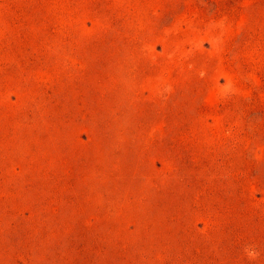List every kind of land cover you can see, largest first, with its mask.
<instances>
[{
  "label": "rangeland",
  "instance_id": "rangeland-1",
  "mask_svg": "<svg viewBox=\"0 0 264 264\" xmlns=\"http://www.w3.org/2000/svg\"><path fill=\"white\" fill-rule=\"evenodd\" d=\"M0 264H264V0H0Z\"/></svg>",
  "mask_w": 264,
  "mask_h": 264
}]
</instances>
